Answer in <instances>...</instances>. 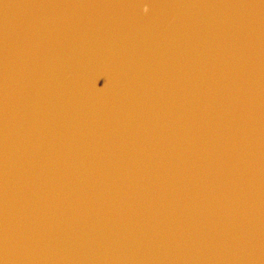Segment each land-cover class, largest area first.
Here are the masks:
<instances>
[{"label":"water","instance_id":"1","mask_svg":"<svg viewBox=\"0 0 264 264\" xmlns=\"http://www.w3.org/2000/svg\"><path fill=\"white\" fill-rule=\"evenodd\" d=\"M0 264H264V0H0Z\"/></svg>","mask_w":264,"mask_h":264}]
</instances>
